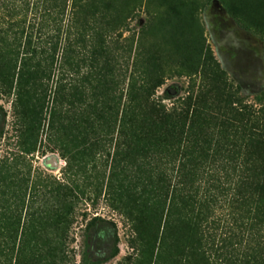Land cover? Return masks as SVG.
Instances as JSON below:
<instances>
[{"label": "trees", "instance_id": "1", "mask_svg": "<svg viewBox=\"0 0 264 264\" xmlns=\"http://www.w3.org/2000/svg\"><path fill=\"white\" fill-rule=\"evenodd\" d=\"M88 1L0 0V96L20 67L72 74ZM219 1L264 39V23L238 9L264 0ZM208 2L145 0L103 195L130 231L117 264H264V103L245 102L213 57L197 14ZM175 77L187 86L167 106L156 92ZM4 121L0 106V136ZM108 225L111 251L89 264L118 254Z\"/></svg>", "mask_w": 264, "mask_h": 264}, {"label": "rangeland", "instance_id": "2", "mask_svg": "<svg viewBox=\"0 0 264 264\" xmlns=\"http://www.w3.org/2000/svg\"><path fill=\"white\" fill-rule=\"evenodd\" d=\"M144 3L95 0L92 7L89 0L72 74L20 67L11 96H0V264L101 260L112 247V235L102 234L108 222L116 225L118 254L102 264L132 252L127 223L103 195ZM245 3L238 9L264 23V1ZM197 14L220 67L245 102L262 105L264 39L239 27L219 0ZM187 82L167 78L156 97L167 93L170 106ZM94 217L101 221L87 228Z\"/></svg>", "mask_w": 264, "mask_h": 264}]
</instances>
